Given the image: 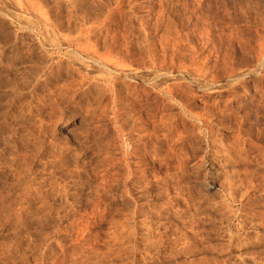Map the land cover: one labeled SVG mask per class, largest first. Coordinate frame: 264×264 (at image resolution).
I'll return each mask as SVG.
<instances>
[{"label":"rangeland","instance_id":"1","mask_svg":"<svg viewBox=\"0 0 264 264\" xmlns=\"http://www.w3.org/2000/svg\"><path fill=\"white\" fill-rule=\"evenodd\" d=\"M263 33L264 0H0V264H264Z\"/></svg>","mask_w":264,"mask_h":264},{"label":"bare ground","instance_id":"2","mask_svg":"<svg viewBox=\"0 0 264 264\" xmlns=\"http://www.w3.org/2000/svg\"><path fill=\"white\" fill-rule=\"evenodd\" d=\"M263 35H264V33H263ZM259 36H260V35H259ZM255 43H256V42H255ZM256 46H257L256 52L259 53L260 56H261V58H262V57L264 56V55H261V54H262V51H261V50L263 49V46H264V38H263V36H260V37L258 38V40H257V45H256ZM254 49H255V47L253 48V50H254ZM254 52H255V51H254ZM256 58H257V57H256ZM258 58H259V56H258ZM263 59H264V58H263ZM260 60H262V59H260ZM260 60H259V61H260ZM153 61H154V59H153ZM153 61H152L153 65H155V66H157V65L159 66V65H160V64H157L156 61H155L156 64H154ZM263 62H264V61H263ZM155 66H153V67H154V70L158 68V66H157L156 68H155ZM149 67H150V66H149ZM230 67L233 68L232 66H230ZM151 68H152V66H151ZM231 68H230V69H231ZM258 68H261V69H262V72H261V73L264 75V63H262V62H258V64H257V68H256V69H258ZM158 69H159V68H158ZM158 69H157V70H158ZM151 70H152V69H151ZM157 70H155V72H156ZM231 70H232V69H231ZM237 70H238V69H237ZM237 70L234 69V71H237ZM228 71H229V70H228ZM247 71H248V72H247ZM129 72H130V71H129ZM226 72H227V70H226ZM254 72H255V69H254V70H253V69H252V70H244V71H243V70H240V71L238 72V74L234 73L233 70H232L231 72H228V73H229V76H230V77H231V76H238V79L240 80V85H239V87H241V89L243 90V93H245L247 90H249V91H251V95L254 96V95H256V90H257V89L259 90L258 85H257L256 83L262 81L261 79H258V81H257V78H258L259 76L261 77V75L259 74L260 72L258 73V74H259L258 77H253V78L251 79V80H253V84H252V86H251L250 88L248 87V86H250V85H247L246 82H245V80H246L245 78H246V77H250V76H251L250 74H253V75H254V74H255ZM123 73H124V72H123ZM125 73H126V72H125ZM150 73H151V72H150ZM153 73H154V71H153ZM153 73H152V74H153ZM127 74H128V73H127ZM152 74H150V75L152 76ZM155 74H156V75H154V77H156L158 73H155ZM124 75H126V74H124ZM159 75H160V74H159ZM263 75H262V76H263ZM126 76H127V75H126ZM131 76H133V75H131ZM127 77H128V76H127ZM157 77H159V76H157ZM157 77H156V78H157ZM251 77H252V76H251ZM151 78H152V77H151ZM151 78H150V79H151ZM232 78H233V77H232ZM131 79H132V78H131ZM238 79H237V80H238ZM234 80H235V78H234ZM237 80H236V83L239 81V80H238V81H237ZM149 81H151V80H149ZM152 81H153V80H152ZM154 81H155V80H154ZM152 83H153V82H152ZM231 84H232V83H231ZM231 84H230V85H231ZM259 84H260V83H259ZM237 85H238V83H237ZM256 86H257V87H256ZM162 87H163V86H162ZM164 87H165V86H164ZM169 88H170V87H167V88H165V89L163 88L162 90L159 89V90L162 91V94H163V96L166 98V100H170V101H171V100H173V97H174V95L176 94V92L173 90L174 88H173V89H169ZM171 88H172V87H171ZM156 90H157V89H156ZM172 90H173V91H172ZM175 90H176V89H175ZM211 91H212V90H210V92H211ZM214 91H215V90H214ZM174 92H175V94H174ZM151 93H152V92H151ZM151 93L148 94V95H151ZM154 93H156V92H154ZM160 93H161V92H160ZM160 93H159V94H160ZM145 94H146V93H145ZM156 94H157V93H156ZM159 94H158V95H159ZM146 95H147V94H146ZM153 95H155V94H153ZM175 96L178 97V95H175ZM179 96H180V95H179ZM146 97H147V96H146ZM160 97H161V95H160ZM148 98H149V97H148ZM151 98H153V96H152ZM165 98H163V99H165ZM175 98H176V97H175ZM181 98H182V96H181ZM260 98H261V95H260ZM154 99H155V98H154ZM176 99H177V98H176ZM179 99H180V98H179ZM179 99H177V100H178L177 104H178V105H181V107H182V110H180V111H182V112H181V115H182V114H185V113H186V111H187V107H188V109H189V106H188V105L191 104V103H190V102L188 103L187 100H186L185 98H184V99H185L186 101H183V102H182L181 100L179 101ZM142 100H144V99L142 98ZM145 100H146V99H145ZM151 100H152V99H151ZM151 100H150V101H151ZM155 100H156V99H155ZM155 100H154V101L152 100V102L154 103ZM130 101H131V100H130ZM163 101H164L165 103L167 102V101H165V100H163ZM170 101H169V102H170ZM174 101H175V99H174ZM174 101H173V102H174ZM113 102H114V101H113ZM152 102H149V103H151L150 105H152ZM186 102H187L188 104H187ZM141 103H142V102H141ZM162 103H163V102H162ZM165 103H163V105H165ZM129 104H130V103H129ZM142 104H143V103H142ZM142 104H141V105H142ZM146 104H147V103H146ZM154 104H155V103H154ZM156 104H157V103H156ZM156 104H155V108H153L154 105L152 106L153 111L150 112V114H148L150 118H151V117L154 118L155 113L157 112V110H158V111L161 110L160 112L164 111L162 107H161L162 109H160V107H158V105H156ZM167 104H168V103H167ZM169 104H170V103H169ZM169 104H168V105H169ZM132 105H133V103H132ZM139 105H140V104H139ZM143 105H145V103H144ZM143 105H142V107H143ZM174 105H176V104H174ZM174 105H173V106H174ZM134 106H135V105H134ZM145 106H148V105H145ZM161 106H162V105H161ZM170 106H171V104H170ZM170 106H169V107H170ZM131 107H133V106H131ZM150 107H151V106H150ZM167 107H168V106H167ZM137 108H138V106H137ZM145 108H146V107H145ZM145 108H144V110H145ZM171 108H172V106H171ZM140 109H143V108H140ZM152 109H151V110H152ZM154 109H156V110L154 111ZM168 109H170V108H168ZM168 109H167V110H168ZM144 110H143V111H144ZM149 110H150V108H149ZM149 110H148V111H149ZM151 110H150V111H151ZM165 110H166V107H165ZM138 111H140V110H138ZM146 111H147V110H146ZM112 112H113V111H112ZM114 112H116V111H114ZM141 112H142V111H141ZM166 112H167V111H166ZM168 112H170V111L168 110ZM136 113H137V111H136ZM139 113H140V112H139ZM145 113H146V112H145ZM145 113H143L144 115L141 116V118H142V120H141V121H142V124H141V122H140V124H141L140 126H138V127H134V128H133V126H131V127L128 126V127H129V129L127 128V129H128V130H127V131H128V135L131 134V132H135V133H138V132H139V133H141L142 138H143V137H149V136H150L151 131L154 130V128H156V126L153 127V126H151V124H150V126H151V131H148V130H147L148 127H149V125L147 126V124H148V122H150L148 119H150V118H148V116L146 117V116H145ZM158 113H159V112H158ZM163 113H164V112H163ZM179 113H180V112H179ZM161 114H162V113H161ZM161 114H159V115H160L159 123H161V124H165V123H166L164 126L168 125V124H169V123L167 124L168 116L165 115L164 118L166 119V117H167V119L165 120L163 117H161ZM167 114H168V113H167ZM170 114H171V113H170ZM170 114H169V116H170ZM140 115H141V114H140ZM171 115H172V114H171ZM192 115H193V114H192ZM192 115H191V117H193ZM194 115L196 116V113H195ZM196 117H197V116H196ZM117 118H118V116H117L116 113H115V115L113 116L114 124H116V123L118 122ZM137 118H138V116H137ZM153 118H152V119H153ZM193 118H194V117H193ZM69 119H70V118H69ZM156 119H157V118H156ZM171 119H172V117H171ZM196 119H197V118H195V120H196ZM198 119H199V118H198ZM198 119H197V120H198ZM150 120H151V119H150ZM154 120H155V118L153 119V121H154ZM168 120H170V119H168ZM175 120H177V117H176ZM175 120H173V121L175 122ZM67 121L70 122L71 120H67ZM156 121H157V120H156ZM263 121H264V120H263ZM68 122H67V123H68ZM136 122H137V121H136ZM136 122L134 121V123H136ZM138 122H139V120H138ZM174 122H173L172 124H174ZM198 122H199V121H198ZM132 123H133V122H132ZM150 123H152V122H150ZM155 123H156V122H155ZM178 123H179V122H178ZM181 123H182V122H181ZM136 125H138V123H137ZM152 125H153V124H152ZM182 125H183V124H182ZM134 126H135V124H134ZM177 126H178L177 124H175L174 127H172V126L169 127V126H168L170 129L168 128L169 131L167 130L168 132H166V133H168L167 136H169V135L171 136L170 139L172 138V135H175V130L177 131ZM239 127H240V126H239ZM166 128H167V126H166ZM156 130H157V129H156ZM156 130H155V133H158V132H156ZM238 131H239V130H238ZM125 132H126V131H125ZM126 133H127V132H126ZM155 133H154V134H155ZM158 136H159V135H158ZM150 137H151V136H150ZM150 137H149L147 140H144V141L142 142L141 145H138L137 148L140 149V150H143V151L147 152V148H148V146H149V142L152 141V140H154V143H155V144H154V148H155L154 155H155V154H161L160 151H161L163 148H167L168 151H167L166 154L163 153V154H164V155H163L164 159L161 161V164L158 166V170L163 169L164 171H166V170H165L166 165L169 163V161H170V157H173V156H170V155H171V154H170V153H171L170 150H172V148H171V143L168 142L169 139L166 138L165 134H164V137L161 139V141H157V140H156V139H157V134H156V137H154V138H150ZM158 138H159V137H158ZM134 149H135V148H133V145H131V150H130V152L128 153V155H130L131 153H134V152H132V150H134ZM125 155H126V154H125ZM145 157H147L146 154H144V158H145ZM127 158H128V157H127ZM127 158L125 159V164L127 165V167H129V162H128L129 160H128ZM186 162H187V161H186ZM182 163H185V161H183V162H179V163H177V165H176V168L180 170V171H179L180 174H181L180 176H183V175L186 173V171H187L186 168H185V166H184V167H181V166H182ZM128 170H129V169H128ZM158 170H156L155 172H157ZM214 172H215V174H218V173H219L217 169H216ZM127 174H128V176H130V175L132 176V172H129V173H127ZM154 174H155V173H154ZM198 175H199V174H198ZM204 175H205V174H204ZM131 176H130V177H131ZM154 181H155V180H154ZM155 182L157 183V180H156ZM167 182H168V181H167ZM203 182L205 183L206 187H208V188L213 187V186L216 185L215 182H210V183H208V182H205L204 180H203ZM164 185H165V184H164ZM151 186H153V184H151ZM154 186H156V184H154ZM165 186H167V185H165ZM140 190H141V193H142V194H144L145 192H146V193H152V192H154V190H152V191H147V189H145V188H141ZM165 211H166V210H165ZM137 213H139V212L136 211L135 214H137ZM131 222H132L133 230L135 231V229H136V225H137V222L135 221V219H134L133 216H132V221H131ZM94 240H95V241H94L93 244L96 245L97 242H98V237H95Z\"/></svg>","mask_w":264,"mask_h":264}]
</instances>
